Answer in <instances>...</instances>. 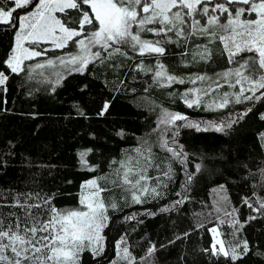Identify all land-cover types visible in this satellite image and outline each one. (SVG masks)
<instances>
[{
	"label": "trees",
	"instance_id": "trees-1",
	"mask_svg": "<svg viewBox=\"0 0 264 264\" xmlns=\"http://www.w3.org/2000/svg\"><path fill=\"white\" fill-rule=\"evenodd\" d=\"M27 8H16L14 0H0V9L13 13L10 23H0V73L7 76L0 85L3 227L15 229L17 220L23 227L31 217L46 220L53 207L61 211L78 208L82 184L97 178L105 189L101 196L107 206L104 248L99 256L85 251L81 264H128L119 260L117 245L128 248L132 264H264V97L209 108L225 92L238 91L239 85L232 88L225 83L210 95L201 94L199 106L188 107L183 99L191 88L208 87L207 82L192 84L189 78L208 76L216 81L222 79L219 73L237 66L222 54V42H210L199 33L188 34L187 39L169 33L171 41L178 42L163 44L166 52L160 57L140 55L125 45L107 50L97 46L92 52L100 51L101 56H91L81 71L76 70L78 65L44 62L70 57L73 42L59 49L45 48L48 44L42 42L37 47L44 54L24 60V70L13 73L6 61L19 18ZM83 9L89 10L88 6ZM66 15L74 19L76 12L59 13L61 19ZM185 29L187 34L188 25ZM90 30L86 26V32ZM144 38L164 39L152 34ZM204 45L212 51L210 59L197 55ZM37 64L45 67L36 68ZM158 64L185 83H157ZM261 92L264 89L256 95ZM165 110L209 130L162 125L160 116ZM183 123L177 121V125ZM221 123L231 126L223 131L211 127ZM162 139L185 155L173 156L162 146ZM149 145L150 153L144 152L152 165L146 173L147 186L162 195H142L144 202L137 204L121 185L117 170L128 157L139 158L137 148ZM81 152L87 153V167L80 161ZM17 201L40 207L22 208ZM113 203L116 208L111 207ZM218 240L229 253L235 249L240 258L218 252Z\"/></svg>",
	"mask_w": 264,
	"mask_h": 264
},
{
	"label": "snow or ice",
	"instance_id": "snow-or-ice-1",
	"mask_svg": "<svg viewBox=\"0 0 264 264\" xmlns=\"http://www.w3.org/2000/svg\"><path fill=\"white\" fill-rule=\"evenodd\" d=\"M31 2L32 0H15V5L16 8H24ZM83 6H88L89 10H84ZM69 10H75L74 19L68 15L63 19L57 16V13H68ZM246 14L247 17L255 14V18H246ZM12 15V11L0 9V23H10ZM198 16L204 18L205 23L202 24ZM222 16H225L223 22ZM187 18H191L190 21ZM186 25L190 29L187 34ZM86 26L91 30L86 32ZM169 33H173L178 39H187L188 34L199 33L207 36L210 42L218 40L222 42V54L227 55L228 62L237 65L218 76L232 88L239 85L238 91L232 94L225 92L221 101H212L208 104L209 108H225L230 102L241 103L242 98L252 100L264 97V92L260 96L256 95L264 89V0H223L216 3L213 0H39L35 11L20 18V30L15 37L16 47L7 63L13 73H18L24 70V60L44 54L43 51L26 48L24 44L29 41L33 44L51 42L57 48L66 47L69 42L77 44L79 54L71 56L68 61L60 60L61 64L78 65L77 71L87 66L90 55L94 58L101 56L100 51H91L97 46L107 50L113 48V45H125L138 50L140 55L160 57L166 52L163 44L178 42L171 41ZM146 34L164 39H145ZM115 51L119 53L120 47H116ZM244 53L252 55L245 57L242 55ZM197 55L202 60L210 59L212 51L204 45L203 51H198ZM47 63L53 65L54 62L48 60ZM35 67L44 68L45 65L37 64ZM154 77L162 85L185 83L183 78L168 74L163 64L157 65ZM6 80L7 76L0 73V85L5 84ZM197 81L207 82L208 87L189 89L183 97L188 107L199 106L202 102L201 94L207 96L215 91L213 84L216 88L222 87L218 80L214 81L208 76L189 78L192 84ZM246 92L252 94L245 95ZM190 94L195 95L189 99ZM177 121L185 123L177 125ZM160 124L177 128L189 127L196 131L209 130L207 127L202 128L199 122L189 121L180 113L166 110L161 113ZM226 126L230 127L231 124H211L216 131H223ZM176 134L178 133H174V136ZM162 146L177 158L185 155L174 147H169L166 139H162ZM135 151L139 158L128 157L121 162L117 176L121 185L132 193L133 202L140 204L144 202L142 195L158 197L162 194L156 188L147 186L149 177L146 173L152 165L144 152L150 153L151 146L137 148ZM86 157V152L80 153V161L87 167ZM199 167L196 166L197 171ZM169 172L164 175L168 176ZM188 179L191 180L192 177L189 176ZM104 191L97 180H90L83 185L80 200L83 209L61 211L53 207L48 219L43 221L36 220L28 213L31 217L30 223L21 227L17 220L15 229L11 225L5 229L3 221L0 220V264H81V256L85 251L99 256L104 248L102 232L108 221L107 206L101 196ZM17 206L40 207L22 205L19 201ZM111 207L116 208L117 205L113 203ZM212 232L216 233L217 229L213 228ZM120 243H124L123 238ZM217 243L220 245L217 251L224 256L231 255L234 260L240 258L235 249L231 253L226 251L223 241L218 240ZM117 247L119 260L132 264L133 258L128 248H121L119 245ZM215 248L213 245V249ZM244 248L247 249L246 242ZM154 250L155 246L149 250V254ZM113 264L117 262L114 261Z\"/></svg>",
	"mask_w": 264,
	"mask_h": 264
},
{
	"label": "rangeland",
	"instance_id": "rangeland-1",
	"mask_svg": "<svg viewBox=\"0 0 264 264\" xmlns=\"http://www.w3.org/2000/svg\"><path fill=\"white\" fill-rule=\"evenodd\" d=\"M14 1H15V0H14ZM38 2H39V0H32V2L27 6L28 8L26 9V11L20 16V18L23 17V16H25V15H28V14L31 13L32 11H35V6H36V4H38ZM15 6H16V5H15ZM24 8H25V7H24ZM6 11H10V10H6ZM225 15H226V14H225ZM57 16L60 17V16H59V13H57ZM20 18H19L18 27H17L16 32H15V35H14V44H13V48H12V51L10 52L8 58H7V61H8L9 58L13 55V49L16 47L15 37H16L17 32L20 30ZM197 18L201 20L202 24L205 23V19H204V18H201V17H199V16H198ZM248 18H255V14H254V16H252V17H248ZM224 19H225V16H223V17L221 18L222 22L224 21ZM39 43H42V42H39ZM39 43L33 44V43H31V42L29 41V42H25L24 46H25L26 48L34 49V50H36V51H43V53H44V50H41L40 48L37 47V46L39 45ZM43 43H47V44H48V45L45 46V48H57V47H55V45H54L53 43H51V42H43ZM68 44H69V43H68ZM68 44H67V45H68ZM57 49H59V48H57ZM91 51H93V49H91ZM79 52H80L79 46H78L77 44L74 43V51H73V53L71 54V56H73V55H77V54H79ZM71 56H70V57H71ZM70 57H68V58H66V59H63V60L68 61ZM90 57H91V55L89 56V58H90ZM48 60H52L53 62H58V63H60V58H58V59L48 58V59H45L44 62H45L46 64H48V63H47ZM7 61H6V62H7ZM7 64H8V63H7ZM75 67H76V66H75ZM58 68H62V67L60 66V67H58ZM3 75H4V74H3ZM4 76H5V75H4ZM217 80H218V82H219L221 85L227 83L224 79H217ZM217 80H216V81H217ZM212 87L215 88V87H216L215 84H213ZM196 88H201V87H200V86H197ZM194 95H195V94H194ZM219 102H220V101H219ZM219 102H218V103H219ZM94 179L97 180V178H90V179L86 180V181L82 184V192H83V185H84L87 181L94 180ZM97 181H98V180H97ZM81 195H82V194H81ZM80 200H81V196H80V199H79V207L76 208V209H83V205H81ZM71 210H72V209H71ZM73 210H74V209H73Z\"/></svg>",
	"mask_w": 264,
	"mask_h": 264
}]
</instances>
